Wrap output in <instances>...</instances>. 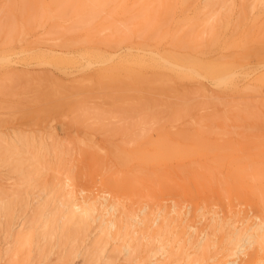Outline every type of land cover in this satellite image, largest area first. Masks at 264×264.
Here are the masks:
<instances>
[{"label":"bare ground","instance_id":"6f19581e","mask_svg":"<svg viewBox=\"0 0 264 264\" xmlns=\"http://www.w3.org/2000/svg\"><path fill=\"white\" fill-rule=\"evenodd\" d=\"M54 1L0 0V52L42 66L0 123L51 120L0 135V264H264V0ZM94 163L133 192L91 199Z\"/></svg>","mask_w":264,"mask_h":264},{"label":"rangeland","instance_id":"374dc122","mask_svg":"<svg viewBox=\"0 0 264 264\" xmlns=\"http://www.w3.org/2000/svg\"><path fill=\"white\" fill-rule=\"evenodd\" d=\"M248 9H249V7L246 5V10L248 11ZM248 13H249V11H248ZM33 38L34 37L30 38V40L27 42H24L22 44H18L16 46V48H14L11 51L0 52V76L3 73H5L11 69H15V68H23V67H30L32 69L42 68V66H39V64L37 63L39 60L37 61V59L28 58V57H31L30 54H33L34 52H36L37 50H39L41 48L40 45H36L33 42ZM101 53H102V55L107 54V53L105 54L104 52H101ZM73 56H75L77 58V60H81V62H79V65H78L79 67L76 68L75 70L83 69V68L86 69V66H87L86 59L88 61L92 62V67L94 69L92 71H94V73L102 72V68H104V65H102L103 63L99 62L100 60H98L99 55L91 53L89 50L75 52L73 54ZM6 57H9L10 61L9 60L4 61V58H6ZM83 57L86 59H84ZM80 63H81V65H80ZM109 67L112 70L104 69L105 70L104 72H106L107 75H114V79H120V80L126 81L122 76V74H126V73H124V71L121 70V67L118 64L113 63V64H111L105 68H109ZM96 70H98L99 72H97ZM83 72L88 73L90 71L83 70ZM120 74H121V76H120ZM20 120H18L19 122H15V123L2 121L0 123V135H4V134L9 135L10 133L13 132V128L16 131L21 129V131H23V132H29L30 130L32 131L33 129H35L44 135H47L51 130V128H50L51 120L50 119H47V120L41 122L39 117L32 115V116L28 117V119H25V120L20 119ZM70 128H71V126L65 125L63 123L58 125V131L60 134H63V135H65L66 132ZM22 129H24L25 131ZM27 129H29V130H27ZM89 167H90V169H88V174H87L88 177H87V179H84L85 181L83 180V185H84L85 189L87 190L86 194L88 193L90 196L92 195L91 197L89 195H87L91 199H96V198L101 199V197L103 196L106 199H107V197H114L113 200H115V197H118L116 199L120 200V198H121L123 200V199H126L127 196H129L133 192V191H131L132 189L130 190V188H128V187H126V188L119 187L115 182V179H114L115 175L113 176V174H112V176H108V177H106V175H103L104 172L97 163L91 164V165H89ZM107 175H109V174L107 173ZM33 193L36 196H39L38 190H34ZM33 193L30 192V194L27 195V197H26V195H24L23 198H30V199L34 198V195H32ZM43 197H45L47 199L49 198V197L42 195L40 197V199H44ZM47 199H44V200H47ZM110 200H112V199H110ZM50 260H52V258ZM50 260L44 261L42 263L38 262V264H47V262L50 264L51 263ZM53 263H56V262L53 261ZM70 264H84V263H83L81 258L77 257L74 259L72 258V262H70Z\"/></svg>","mask_w":264,"mask_h":264}]
</instances>
